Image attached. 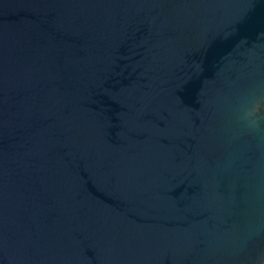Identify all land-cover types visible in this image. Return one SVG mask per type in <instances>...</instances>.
<instances>
[{
  "label": "water",
  "instance_id": "obj_1",
  "mask_svg": "<svg viewBox=\"0 0 264 264\" xmlns=\"http://www.w3.org/2000/svg\"><path fill=\"white\" fill-rule=\"evenodd\" d=\"M0 264H264V0H0Z\"/></svg>",
  "mask_w": 264,
  "mask_h": 264
}]
</instances>
